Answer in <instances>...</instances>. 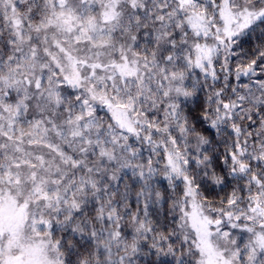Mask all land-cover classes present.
<instances>
[{
    "label": "snow or ice",
    "instance_id": "obj_1",
    "mask_svg": "<svg viewBox=\"0 0 264 264\" xmlns=\"http://www.w3.org/2000/svg\"><path fill=\"white\" fill-rule=\"evenodd\" d=\"M0 264H264V0H0Z\"/></svg>",
    "mask_w": 264,
    "mask_h": 264
}]
</instances>
